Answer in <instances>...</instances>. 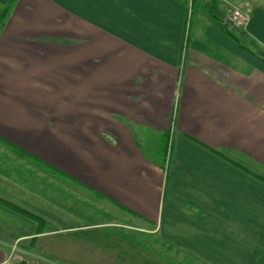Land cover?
Masks as SVG:
<instances>
[{
  "label": "crops",
  "instance_id": "obj_1",
  "mask_svg": "<svg viewBox=\"0 0 264 264\" xmlns=\"http://www.w3.org/2000/svg\"><path fill=\"white\" fill-rule=\"evenodd\" d=\"M8 4L0 264H264V0Z\"/></svg>",
  "mask_w": 264,
  "mask_h": 264
},
{
  "label": "built area",
  "instance_id": "obj_2",
  "mask_svg": "<svg viewBox=\"0 0 264 264\" xmlns=\"http://www.w3.org/2000/svg\"><path fill=\"white\" fill-rule=\"evenodd\" d=\"M226 18L232 26L243 28L247 17L240 9L230 8Z\"/></svg>",
  "mask_w": 264,
  "mask_h": 264
},
{
  "label": "rangeland",
  "instance_id": "obj_3",
  "mask_svg": "<svg viewBox=\"0 0 264 264\" xmlns=\"http://www.w3.org/2000/svg\"><path fill=\"white\" fill-rule=\"evenodd\" d=\"M2 151H4V152H6L5 151V149H2V147L0 146V152H2ZM1 153H0V159H1ZM30 164H32L31 165V167H34L35 166V164L34 163H32V162H29ZM8 165H10V164H8ZM13 165V164H12ZM125 225H129V227L131 228V230H138V231H140V233L145 237V238H148V240H150L151 241V239H149V236H148V234L144 231L145 229L144 228H140V227H136V226H132L131 224H125ZM128 227V226H127ZM143 238V237H142ZM178 257L179 258H181V261H182V264H189L190 262H188L185 258H183V257H181L180 255H178ZM184 261H187V262H184Z\"/></svg>",
  "mask_w": 264,
  "mask_h": 264
},
{
  "label": "trees",
  "instance_id": "obj_4",
  "mask_svg": "<svg viewBox=\"0 0 264 264\" xmlns=\"http://www.w3.org/2000/svg\"><path fill=\"white\" fill-rule=\"evenodd\" d=\"M12 1V0H11ZM9 6L10 4H8L7 6H5L4 8H2L0 10V22L4 20L7 11L9 10ZM24 154V153H23ZM28 155V154H27ZM27 158H29L30 160L36 161L35 158H33L32 156H28Z\"/></svg>",
  "mask_w": 264,
  "mask_h": 264
},
{
  "label": "water",
  "instance_id": "obj_5",
  "mask_svg": "<svg viewBox=\"0 0 264 264\" xmlns=\"http://www.w3.org/2000/svg\"><path fill=\"white\" fill-rule=\"evenodd\" d=\"M264 55V53H262Z\"/></svg>",
  "mask_w": 264,
  "mask_h": 264
}]
</instances>
